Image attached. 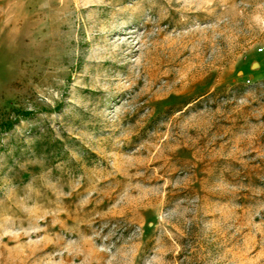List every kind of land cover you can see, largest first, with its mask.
<instances>
[{"label": "rangeland", "instance_id": "1", "mask_svg": "<svg viewBox=\"0 0 264 264\" xmlns=\"http://www.w3.org/2000/svg\"><path fill=\"white\" fill-rule=\"evenodd\" d=\"M0 264H264V0H0Z\"/></svg>", "mask_w": 264, "mask_h": 264}]
</instances>
